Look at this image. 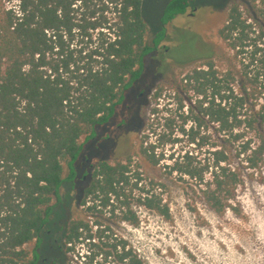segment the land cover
I'll use <instances>...</instances> for the list:
<instances>
[{"label": "trees", "instance_id": "16d2710c", "mask_svg": "<svg viewBox=\"0 0 264 264\" xmlns=\"http://www.w3.org/2000/svg\"><path fill=\"white\" fill-rule=\"evenodd\" d=\"M142 1L0 0V264H38L48 237L63 255L73 244L85 246L87 264L98 256L99 264H144L110 225H89L79 214L58 226L49 222L62 185L75 180L85 144L168 39L165 25L189 5L170 0L148 40ZM217 36L233 50V65L215 63L205 44L179 91L151 108L145 129L154 139L143 133L137 153L142 163L174 175L194 203L239 215V187L264 176V0L231 3ZM140 169L132 155L98 161L83 190L84 211L109 206L135 225L133 206H141L169 219L165 184L145 183Z\"/></svg>", "mask_w": 264, "mask_h": 264}, {"label": "rangeland", "instance_id": "374dc122", "mask_svg": "<svg viewBox=\"0 0 264 264\" xmlns=\"http://www.w3.org/2000/svg\"><path fill=\"white\" fill-rule=\"evenodd\" d=\"M169 1H142L141 14L148 27V40L160 30V18ZM238 1L189 0L185 13L165 25L168 39L147 56L141 77L126 92L109 122L96 127L95 138L85 144L75 163V180L62 185L60 203L49 218V222L54 220L53 226L78 214L89 225L94 221L110 225L144 264H264V176L263 181L255 176L239 187V215L231 211L216 215L198 200L194 203L187 198L182 183L174 175L165 174L160 166L142 163L137 153L140 136L149 134L145 126L150 122L151 108L154 105L162 108L170 91H179L176 86L180 78L201 63L195 58L207 52L206 45L214 51L215 63L222 67L233 65L234 52L217 36V30L225 21L228 6ZM190 59L193 60L182 65L173 61ZM155 91H163L157 100L153 98ZM153 139L149 134L147 142ZM125 155H132L133 162L139 164L145 183L155 179L165 184L163 199L170 209L169 219L141 206H133L138 217L135 225L122 221L118 209L111 214L109 206L94 215L84 211L88 203L84 206L80 203L94 165L101 160L114 162ZM187 203H193L196 210H189ZM51 239L48 237L40 247L41 258L54 264L62 259L70 264H87L85 246L73 244L72 251L63 255ZM99 263V256L95 257L93 264Z\"/></svg>", "mask_w": 264, "mask_h": 264}, {"label": "flooded vegetation", "instance_id": "af4514ba", "mask_svg": "<svg viewBox=\"0 0 264 264\" xmlns=\"http://www.w3.org/2000/svg\"><path fill=\"white\" fill-rule=\"evenodd\" d=\"M48 232L45 233V235L47 234ZM38 264H54L53 262L49 261V259H46L45 257L41 258V256L39 257V260H38Z\"/></svg>", "mask_w": 264, "mask_h": 264}]
</instances>
